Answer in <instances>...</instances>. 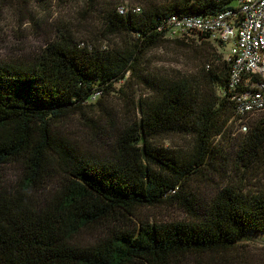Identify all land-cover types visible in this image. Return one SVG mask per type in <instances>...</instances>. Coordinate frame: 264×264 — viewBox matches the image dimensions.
Returning a JSON list of instances; mask_svg holds the SVG:
<instances>
[{
	"label": "trees",
	"instance_id": "trees-1",
	"mask_svg": "<svg viewBox=\"0 0 264 264\" xmlns=\"http://www.w3.org/2000/svg\"><path fill=\"white\" fill-rule=\"evenodd\" d=\"M56 1H82L86 17L99 11L103 31L100 41L86 42L65 27L26 60H0V178L3 169L13 174L0 179V264H182L189 255L224 253L247 234H263L264 117L251 122L234 149L235 170L262 175L254 190L218 187L199 210L182 193L217 155L215 139L228 118L239 122L228 90L230 63L207 54L194 74L145 64L163 44L201 49L212 42L169 38L158 30L164 18L215 15L227 2ZM136 87L149 92L136 96ZM126 90L134 110L123 118L122 106L105 97L129 102ZM82 109L90 110L93 135L83 142L57 128ZM106 132L115 136L112 146L102 141ZM168 136L190 143L168 147L162 143ZM167 202L184 208L189 221L141 217L142 208Z\"/></svg>",
	"mask_w": 264,
	"mask_h": 264
},
{
	"label": "rangeland",
	"instance_id": "rangeland-1",
	"mask_svg": "<svg viewBox=\"0 0 264 264\" xmlns=\"http://www.w3.org/2000/svg\"><path fill=\"white\" fill-rule=\"evenodd\" d=\"M125 4L138 5L137 0H122ZM237 5L236 0L228 3L229 7ZM83 2L64 5L56 0H0V60L10 61L15 59L26 60L36 54L41 47L55 39L57 30L70 28L76 37L84 41H91L102 35L103 27L99 11L92 17L82 15ZM75 31V32H74ZM192 38H198L197 36ZM191 38V39H192ZM117 39L114 38V41ZM196 42L199 40L195 39ZM190 42V41H189ZM192 42V41H191ZM203 42V40L201 41ZM208 42V41H207ZM198 44V43H197ZM187 47L174 43L163 44L149 51L145 56V64L156 70H175L181 74H194L207 60V54L216 53L225 60L231 48V43L214 46L215 42H208L201 49L198 45ZM201 69V68H200ZM139 90V91H138ZM145 88L136 87V96ZM129 102L120 101L116 96L105 97L107 102L122 106V117L132 114L133 105L130 97L134 96L132 90H126ZM149 92L148 88L144 91ZM109 98V99H108ZM109 102V103H110ZM131 113H128L126 109ZM91 113L88 109L73 113L57 126L62 134L75 140H88L92 135L91 124L86 121ZM264 117V111L255 112L246 118L243 123L237 122L232 116L223 125V133L217 137L218 153L210 160L209 165L199 169L185 183L182 193L195 199L196 210L206 205L218 187L234 184L246 190H254L262 178L254 170L242 175L235 170L234 149L235 143L248 133L251 122ZM121 118V119H123ZM103 119H95V124L102 123ZM90 127H88V125ZM247 127V129H246ZM249 128V129H248ZM112 130V129H109ZM97 131H93V133ZM115 135V131L112 132ZM102 141L113 145L115 136L103 133ZM165 146L172 148H186L190 141L181 136H168L162 141ZM13 177L10 168L3 169L1 180L3 182ZM263 180H261V183ZM141 217L149 222L167 223L176 221H189L190 214L178 204L169 202L155 207H146L140 210ZM264 264V233L247 234L234 248L224 253H204L189 255L183 258L182 264Z\"/></svg>",
	"mask_w": 264,
	"mask_h": 264
},
{
	"label": "built area",
	"instance_id": "built-area-1",
	"mask_svg": "<svg viewBox=\"0 0 264 264\" xmlns=\"http://www.w3.org/2000/svg\"><path fill=\"white\" fill-rule=\"evenodd\" d=\"M211 16L171 15L159 31L169 38H192L231 43L225 60L230 63L228 90L235 103V115L242 122L255 112L264 111V0H236L237 5ZM139 11V8H136ZM123 7L120 13H124Z\"/></svg>",
	"mask_w": 264,
	"mask_h": 264
}]
</instances>
